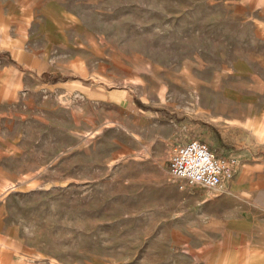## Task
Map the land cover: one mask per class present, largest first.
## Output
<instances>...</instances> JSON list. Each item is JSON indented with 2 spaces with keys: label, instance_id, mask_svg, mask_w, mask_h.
<instances>
[{
  "label": "rangeland",
  "instance_id": "374dc122",
  "mask_svg": "<svg viewBox=\"0 0 264 264\" xmlns=\"http://www.w3.org/2000/svg\"><path fill=\"white\" fill-rule=\"evenodd\" d=\"M0 264H264V0H0Z\"/></svg>",
  "mask_w": 264,
  "mask_h": 264
},
{
  "label": "built area",
  "instance_id": "2783aa9c",
  "mask_svg": "<svg viewBox=\"0 0 264 264\" xmlns=\"http://www.w3.org/2000/svg\"><path fill=\"white\" fill-rule=\"evenodd\" d=\"M237 166L235 158L217 156L206 144L192 140L173 149L167 173L179 190L200 186L222 191L233 178Z\"/></svg>",
  "mask_w": 264,
  "mask_h": 264
},
{
  "label": "crops",
  "instance_id": "0c3cea01",
  "mask_svg": "<svg viewBox=\"0 0 264 264\" xmlns=\"http://www.w3.org/2000/svg\"><path fill=\"white\" fill-rule=\"evenodd\" d=\"M238 182H239V181H234V180H233V182H232L231 185H230L231 190L233 189L234 186L236 187V185L238 184Z\"/></svg>",
  "mask_w": 264,
  "mask_h": 264
}]
</instances>
